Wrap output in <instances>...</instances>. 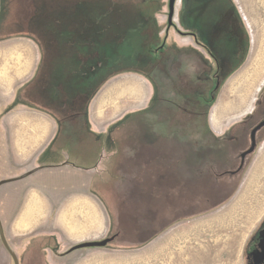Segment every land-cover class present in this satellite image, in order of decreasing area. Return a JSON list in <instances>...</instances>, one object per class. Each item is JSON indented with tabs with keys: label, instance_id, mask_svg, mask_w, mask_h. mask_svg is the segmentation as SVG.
Wrapping results in <instances>:
<instances>
[{
	"label": "rangeland",
	"instance_id": "obj_1",
	"mask_svg": "<svg viewBox=\"0 0 264 264\" xmlns=\"http://www.w3.org/2000/svg\"><path fill=\"white\" fill-rule=\"evenodd\" d=\"M178 3H231V6L238 10L239 16H242L243 28L248 31L246 32L248 37L246 62L225 83L213 104L211 100L215 86L204 75L203 60L198 61L196 57L193 61L194 65L191 62L192 58L181 59L179 62L184 70L191 65L195 67L196 73L198 69L201 72L202 79L198 81L199 84L197 83L199 88L194 86L201 92V103L198 108H193V105L176 104L175 102L179 101L171 98L175 97V87L171 81L163 82V86L157 85V96L163 99L155 100L154 98V102L152 100L150 103L147 101L149 96L147 81H149L151 70L161 63L165 66L168 63L175 65L177 59L176 34L173 30L170 31L167 40V44L171 45L169 50L162 53L160 49L169 26V0H0V113H2L0 114V181L21 177L29 170L24 165H30L33 162L32 159L18 157L17 153L16 129L19 126L15 116L18 110L16 102L18 89L14 85L18 82L14 76L18 74L16 71L18 50H21V55L24 52L33 54L35 51L38 54V48H40L44 56L45 74L53 80L58 77L63 79V73H67L69 81L74 76L75 81L72 80L74 83L83 81V78L88 76L90 83L95 86L89 88V101L104 85L106 87L109 83L107 87H112L113 81H119L118 84L121 85L119 104L94 103L92 111H104L110 115L113 111L116 115L122 112L133 113L115 126L126 127L134 133H139L144 127H150L151 123L155 126L161 122L160 120L151 121L145 115L150 111L164 114L183 113L186 120L184 126L194 128L193 120L189 116L195 110L201 113L199 133L197 130L195 132L198 133L197 135L190 136V144L184 152L185 164L177 169H168L169 175L177 171L184 176L183 186L178 181L181 187L172 189L171 184L174 181L168 182L172 189L169 194L172 196L170 195L167 201L169 204L178 201L180 205L164 210L161 215L160 204L158 201L154 203V195H160L159 191L146 192L143 190V184L128 182L121 184V189H118L116 184L112 185L110 181L107 186L108 195L114 198L111 202L121 219L122 232H116L107 237L112 240L103 247L108 249L103 252L104 254L62 256L58 258L57 264H171L168 263V258L178 254L179 248L169 246L168 238H163L161 242L158 241L153 245H146L144 236L149 231L146 232L143 229H148V224H152L155 219L171 220L176 214L182 212V207L185 213L192 209L200 211V243L201 248L207 249L210 245L215 246L224 240L230 241L235 248L245 242L247 249L251 236L264 218V133L261 135L257 151L251 155L249 164L242 172L239 181L234 180L230 175L218 180L211 174L210 166L218 172L235 167V165L231 167L218 163L225 159L219 153L226 147L225 143L217 144L215 149L219 151H204L206 146L214 144L209 139L211 136L208 132L210 131L208 117L212 110H216L217 104L221 105L220 99L223 95L227 96L226 93L230 92L228 101L233 100V102L232 104L224 103L221 106L223 112L232 110V118L221 120L224 127L231 126L237 131L245 128V123L250 118L248 112L257 114L254 122L264 119V102L260 109L258 108L264 97V0H179ZM178 12L176 8L175 22L184 32H188L183 28ZM184 36L182 37L187 44L190 38ZM232 46L233 44L222 36L213 52L219 61L228 62V66L235 69L243 58V48L239 53ZM89 53L94 54L96 58L90 59L91 62L81 66L78 62L81 60L80 55L85 63V56ZM77 55L78 58H76ZM51 68H56L60 72L51 71ZM157 73L161 79V72ZM185 84L184 82L183 85ZM32 90L31 85L28 88H22L21 99L25 97L31 101ZM185 90L189 91L188 83ZM111 91L112 89L110 95H112ZM176 96L182 98L184 94H176ZM85 106L84 102L79 105L83 111L87 110ZM102 106L103 109H101ZM241 116L244 118H240L241 124H239L240 119L236 118ZM173 121L168 123V120H164L159 126L171 128L173 125L170 123ZM105 123H111V120L106 119ZM232 135L233 133L230 134ZM12 190L16 189L12 188L10 192ZM178 191L182 193L173 197V194H177ZM181 195L189 196L191 199L182 200L179 198ZM203 196L207 197L203 198ZM162 199L164 205L165 195ZM131 202L135 206H130ZM16 204L15 200L14 205ZM220 211H224L228 219V223L221 227L216 219L217 215L221 214ZM130 220L132 225L129 223ZM136 228H139V232L134 238L132 234ZM229 232L234 237L236 235L237 239H225V234L230 235ZM179 234L184 237L183 232ZM185 234H192V232H185ZM1 235H4V228L0 223V264H52L49 262L47 249L44 252L34 247L13 250L7 247L8 241L1 239ZM248 236L249 239L246 241L244 238ZM13 242L15 245L19 244V241ZM184 243L185 241L179 245L181 249L185 246ZM188 243L192 242L188 240ZM159 259L165 260L156 263L155 261ZM201 264H215V262ZM244 264H246L245 260Z\"/></svg>",
	"mask_w": 264,
	"mask_h": 264
},
{
	"label": "crops",
	"instance_id": "obj_2",
	"mask_svg": "<svg viewBox=\"0 0 264 264\" xmlns=\"http://www.w3.org/2000/svg\"><path fill=\"white\" fill-rule=\"evenodd\" d=\"M231 5V3H178V14L183 28L195 33L203 46L195 41L192 34H184L188 32H184L177 23L176 26H168L167 35L160 49L162 53L169 50L171 45L167 44V40L170 31L173 30L177 42L176 63L175 65L168 63L167 66L161 63L151 70L147 81L148 103L154 98L163 99L157 96V85L163 86V82L171 81L175 87V97L171 98L179 101L175 102L176 104L199 107L201 92L194 86L199 88L201 72L198 69L196 73L195 67L191 65L184 70L179 61L192 58L191 62L194 65L195 57L198 61L203 60L204 75L211 80L212 61L209 51H214L216 43L222 36L236 49L244 48L243 30L245 32L246 30L242 26V16H239L238 10ZM183 35L190 38L187 44ZM38 49V54L36 51L33 54L25 53L24 50L23 55L20 53L21 50H18L17 54L18 74L14 76L18 82L14 85L18 89L16 101L18 110L15 116L19 126L16 129L17 153L18 157L32 159L33 162L24 165L29 170L21 177L0 181V223L4 228L1 239L7 240V247L13 250L34 247L44 252L47 249L49 262L57 264L58 258L62 256L103 253L108 249L103 247L75 249V247L87 242L101 241L116 232H122L121 219L111 202L114 198L108 195L107 186L110 181L112 185L116 184L118 189H121V184L128 182L143 184V190L146 192L159 191L161 196L154 195V203L158 201L160 204L161 215L164 210L180 205L178 201L169 204L167 200L170 195L172 196L169 194L170 190L183 186L184 176L177 171L169 175L168 169H177L185 164L184 152L190 144V136L199 133L201 113L195 110L189 116L195 128L184 126L186 120L182 110V114L154 111L146 113L151 121L161 122L155 126L151 123L150 127H144L139 133H134L126 127L115 126L133 113L122 112L116 115L113 111L110 115L104 111H92V105L94 103L105 105L109 102L117 105L120 102L121 91L119 81H113L112 87H107L109 83L106 87L104 85L89 101V88L95 86L90 83L88 76L77 83L72 82L75 79L69 81L67 73H63V79L60 77L56 80L51 79L45 74L44 56L41 49ZM78 62L82 66L87 63V59L83 63L81 57ZM52 70L60 72L56 68H51ZM80 70L82 71L81 68ZM158 71L161 72V79L157 75ZM182 82L188 83L189 91L185 90L186 84L183 85ZM30 85L33 88V99L31 101L25 97L21 99L20 90ZM111 89L112 95H110ZM181 93L184 94L182 98L176 96ZM226 94L228 95H223L220 99L221 105L217 104L216 110H212L208 117L209 130L213 133H224L231 128V126L224 127L221 121L232 118V110L223 112V108L221 109L224 103L233 102V100L228 101L230 92ZM83 102L87 108L85 111L79 107ZM245 112L247 113V110ZM106 119L111 120V123L106 124ZM164 120H168V123L174 120L170 123L173 126L160 127ZM197 130L198 133H195ZM169 181H174L171 184L172 189L168 184ZM12 188L16 190L10 192ZM178 193L182 192L178 191L173 197L179 196ZM164 195L166 203L163 205ZM179 198L187 201L191 199L185 195ZM15 200L16 205H14ZM130 206L135 205L131 202ZM183 211L182 207V212L171 220L160 218L148 224V229H143L149 231L144 236L146 245H153L163 238H168L169 246L179 248L178 254L169 256L168 263L171 264L214 262L244 264L245 242L235 248L230 241L224 240L215 246L210 245L208 249L201 248L200 211L193 209L187 213ZM220 212L216 219L221 227L228 223V219L224 211ZM129 223L132 225L131 220ZM138 229L136 228L132 234L134 238L137 237ZM180 232L184 233V237L179 234ZM185 232L192 234L187 235ZM229 233L230 235L225 234V239H237L235 233V237L231 232ZM244 239L247 241L249 236ZM188 240L192 243H188ZM13 241H19V244L15 245ZM183 241L185 246L183 245L181 249L179 245ZM164 260L159 259L155 262L161 263Z\"/></svg>",
	"mask_w": 264,
	"mask_h": 264
},
{
	"label": "flooded vegetation",
	"instance_id": "obj_3",
	"mask_svg": "<svg viewBox=\"0 0 264 264\" xmlns=\"http://www.w3.org/2000/svg\"><path fill=\"white\" fill-rule=\"evenodd\" d=\"M246 32L248 33V31ZM246 32L243 30V39H244L243 58L235 69H232L230 66H228V62H225V61L222 62V60L219 61L216 54H214V52L211 50L209 51V55L212 61V65H211L212 75H211L210 83L214 84L215 86L213 88L214 94H213V98L211 101H213L217 97V95H219L224 83L228 81L229 79H231L236 74V72L240 70L242 66L245 64L246 62L245 56L247 53V45H248L247 44L248 37H247ZM194 34L195 33H193L192 35L194 36V39L197 42L198 38ZM186 35H190V34H186ZM198 44L203 46V44L200 41ZM232 47L234 50L240 53V49H236L234 46ZM226 74H228V76L223 81ZM263 102H264V97H262V101L260 102V105L258 106L259 109L261 105L263 104ZM248 113L250 114L249 115L250 118H249V121L245 123V128H240L238 131L236 129L230 128L224 133H213L211 131H208L210 132V136H211L209 137V139L212 140L214 144H211L210 146H206V149L204 151H219L215 149L217 147V144L225 143L226 144L225 146L227 148L225 147L221 149V151L219 152L220 155H222L223 158L225 159L224 161H221L218 163L219 165L231 166V167L232 165H235L234 169H227V170H224L223 172H218L213 166H210L211 174L215 175V178H217L218 180L224 179V176L226 175H230L232 176L234 180L239 181V179L241 178L242 172L249 164L251 155H253L258 149L261 135L264 133V125L260 127L255 133V137H256L255 151L252 152L251 154H248L245 157L244 162H243V159H242L243 153L248 151L252 147L253 130L258 125H260L262 122H264V119L258 122H254V119L257 114L254 113L255 114L254 115V114H251V112H248ZM243 116L238 117V118L239 119L244 118ZM238 123L241 124V119L238 121ZM228 131L229 133L227 134ZM232 133L233 135L230 136V134ZM241 145H244V146L240 149L239 147ZM200 151L202 152V150ZM245 261H246V264H264V218L262 219L261 223L259 224V226L257 227V229L254 231L253 235L250 238L249 245L245 253Z\"/></svg>",
	"mask_w": 264,
	"mask_h": 264
},
{
	"label": "water",
	"instance_id": "obj_4",
	"mask_svg": "<svg viewBox=\"0 0 264 264\" xmlns=\"http://www.w3.org/2000/svg\"><path fill=\"white\" fill-rule=\"evenodd\" d=\"M178 1L179 0H169V16H168V24L169 26H176V22H175V15H176V8H177V5H178ZM264 125V122H262L260 125H258L254 130H253V133H252V139H253V143H252V147L243 153L242 155V159H243V162H244V159L245 157L248 155V154H251L252 152L255 151V148H256V137H255V133L256 131L262 127ZM112 240V238H106V239H103L101 241H95V242H87V243H83V244H80L78 245L76 248H84V247H104L106 246L110 241Z\"/></svg>",
	"mask_w": 264,
	"mask_h": 264
},
{
	"label": "trees",
	"instance_id": "obj_5",
	"mask_svg": "<svg viewBox=\"0 0 264 264\" xmlns=\"http://www.w3.org/2000/svg\"><path fill=\"white\" fill-rule=\"evenodd\" d=\"M185 34H193V33H185ZM195 35V34H194ZM197 40V39H196ZM197 42L199 43V41L197 40ZM89 55H90V58H89ZM81 55H80V57H79V59H81ZM76 58H78V55L76 56ZM96 57L94 56V54H88L87 56H85V59H87V63L88 62H91L92 60H90V59H95ZM227 76H228V74H226L225 75V77H224V79H223V81L227 78ZM73 79H75L74 77H73ZM215 101L213 100V101H211V104H213ZM207 196H203V198H206Z\"/></svg>",
	"mask_w": 264,
	"mask_h": 264
}]
</instances>
